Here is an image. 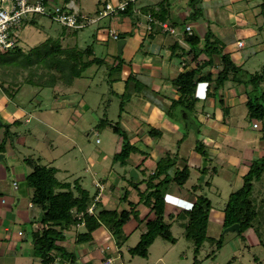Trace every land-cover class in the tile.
I'll return each instance as SVG.
<instances>
[{"label":"rangeland","instance_id":"rangeland-1","mask_svg":"<svg viewBox=\"0 0 264 264\" xmlns=\"http://www.w3.org/2000/svg\"><path fill=\"white\" fill-rule=\"evenodd\" d=\"M198 3L196 2V5ZM245 3L237 10L243 13L244 10H248L253 2H248L250 6ZM56 4L63 6L62 2ZM215 7L217 9L210 12L207 9L203 13L205 18L210 13L215 17V21L217 20L218 37L214 39L215 46L221 44L224 48L228 47L229 58L240 67L237 79L244 82L233 86L229 84L239 95L242 94L240 103L227 109L218 101L215 103V108L222 110L225 124L231 131L226 136L218 133V126L221 124L213 119L207 120L205 117L206 114L211 115L215 108L203 106V100H201L196 104L195 112L190 113L193 115L198 131L188 125L190 119H193L191 117L182 122H175L182 133L179 143L168 141L170 139L169 134H165L163 144L166 145V149L169 146L166 152H159L156 149L149 150L146 143L137 144L135 150L131 151L129 158L124 160L123 165L120 164L121 161L118 158H114V155L120 151L121 138L109 127L96 129L97 122L100 119H106L111 124H116L130 138L136 134V132L132 133L134 129H137V134H142L149 129V126L139 121L137 117L129 120L125 118L127 114L128 116H138L145 100L150 101L152 105L161 107L166 113H171L173 119H175L173 115L174 104L172 106V101L162 99V94L159 97L160 95L154 94L150 89L139 86L137 83L133 84L131 79L124 97L112 93L108 81L110 79L109 74L114 75L118 71L109 68H112V65L117 66L118 63L123 67L122 62L124 60L122 55L115 53V50L106 56L104 48L95 44L91 35L97 30L96 25H89L85 29L77 31V47L84 49L93 44L97 48L95 56L106 58V64L97 69L96 72L95 66L86 70L83 77L74 83V87L70 91L56 92L55 88H40L37 85L26 84L28 69L0 67V86L6 88L9 94L13 93V100L7 102L5 110L15 109L17 111L16 119L21 120L20 124L10 127L6 138L3 134L6 132L4 115L0 113V124L3 123V126L0 127V142L4 139L3 144L6 146L5 163L4 161L0 162V199L7 197L9 193L10 197L21 198L19 204H12V207L19 212L20 217L18 221L10 225L8 235L16 226V231L24 233L22 239L26 238L32 226L26 217H37L41 212L36 206L28 207L32 197V189L27 186L25 180L31 172L28 159L36 164L52 168L54 176L59 182L70 183L72 187L73 182L78 181L81 188L87 190L91 197L99 195L95 183L103 178L106 183L103 195L109 196V192L112 190L113 196L118 197L117 201L120 203L118 209L120 211L130 210L127 202H134L137 193L134 185L140 182L142 183L139 184V191L143 193L144 197H148L152 201L153 197L149 191L144 190L146 184L151 182L150 177L152 175L143 166L135 167V161L138 154L145 155L147 158H155L163 153L162 157L159 156L160 158L155 161L157 163L163 159L160 169L167 174L168 182L165 186L159 187V191L165 202L164 221L169 225L167 230L169 237L158 236L148 249L146 258L130 255L128 249L134 247L139 241L142 231L137 225L140 224L144 216L139 212H133L130 220L122 228L123 233L121 232L122 235L127 236V240L118 248V253L112 255L113 263L227 264L232 260L231 264H254V256H257L264 264V244L258 245L260 241L264 243V203L260 204V200L264 198V173L259 181L253 179L247 183L252 185L250 197L255 201L256 209L259 212L258 231L255 232L256 228L246 231L244 233L245 239L242 240L235 232H228L223 228V210L229 196L235 192V177L239 170L226 163L227 157L235 155L249 167L252 160L258 159L264 153V119H248L245 107V101L248 98L258 97L264 91V45L251 47L245 42L246 46L243 49H237L239 46H235V41L236 39H244V30L241 31L243 29L241 26H238L241 27L240 29L235 28L233 14L236 7L231 10L232 18L227 12L228 6L217 4ZM251 13L253 14V11ZM35 17L37 26L24 23L16 33L18 44L24 52L47 38L57 39L73 32V30L65 29L48 19L40 16ZM206 19L208 20V18ZM108 22V20H102L99 23L100 30ZM262 26V29L256 28L254 25L250 27L264 41V25ZM105 37H103L104 40H108ZM103 38H101L102 42ZM117 41L111 43L113 48ZM223 52L225 53V50ZM212 60V63L206 66L207 68L212 66L216 68L215 66L220 65L218 53L212 55ZM197 93L200 95V88ZM4 97L7 98L3 94V90L0 89V101H5ZM82 99L88 105V111H82L79 105ZM254 123H257L258 128H253ZM233 134L236 136L233 137ZM197 141L202 144L207 153V166L203 167V160L205 159L195 151ZM253 152H256V156L251 157V161H246L245 157L251 156ZM193 157L201 160V164L197 168L190 166ZM174 160L177 162H173ZM184 167L191 169L190 178L183 186L184 191L191 195L190 201L186 200L185 205H182L183 203L180 201L177 204L166 202L168 190L175 185L171 181L174 173ZM132 170L138 174V181L130 178ZM156 182L154 181L153 185ZM14 184L18 185L19 190H13ZM123 189L128 193L126 202L121 201ZM7 192L9 193L7 194ZM58 192L60 191L55 190V193ZM197 199L199 202L207 200L209 203L206 226L207 239L200 245L199 249H196L192 233L187 230L188 216H184L182 212L193 207ZM204 205L206 204L201 205V207L203 208ZM100 209L99 204L96 207V212ZM69 231L72 233L66 234L68 232H65V241L61 244L66 252H74L75 256L78 253L82 254V258L77 257L80 260H77L79 262L76 264H96V262H90V259L84 257L86 256L85 247L93 246L92 241V243L85 245L73 243L76 234L83 232L84 228L70 227ZM109 236L112 238L110 233ZM219 240H221V245H217ZM56 264L72 263L65 256L61 262Z\"/></svg>","mask_w":264,"mask_h":264},{"label":"crops","instance_id":"crops-1","mask_svg":"<svg viewBox=\"0 0 264 264\" xmlns=\"http://www.w3.org/2000/svg\"><path fill=\"white\" fill-rule=\"evenodd\" d=\"M49 5H57V2H62L64 6L68 7L70 11H75L80 15H85L91 19H94L97 16V12L102 8L103 4H111L116 6L119 3L130 2L131 10L128 13H118L117 15L109 16L103 18L95 23L89 25H96V31L92 33V38L94 39L95 44L104 48V54L108 56L112 50H115L117 54V43L113 48L111 44L114 42L109 36L108 31L110 29L115 30L118 33V36L124 35L123 39L125 44L121 50V54L124 62H122L123 67L120 68L118 73L110 74V79L108 80L111 86V91L116 96H122L127 92L126 82L127 79L133 80V84L146 87L154 92V94L160 95L162 99L166 101H175L179 94L177 88L174 85V79L179 73L190 72L193 69L199 68L200 73L207 72H216V68L209 67L206 65L203 66L204 61L207 60V57L202 53L199 56H195L192 53L190 44L187 41V37H196L199 40L198 46L196 49H202L204 46V35L207 30H210L214 37H218L217 32V20L210 13L204 17V11L207 9L210 11L217 9L215 6L217 4H222L228 6L229 17L231 10L235 9L234 17L236 29L243 28L244 30V39H236L235 46L237 47V42H242V47H237V49H243L246 46V43L251 47H257L259 45H264L261 37L253 30L251 27L254 25L256 28L262 29L264 25V0H47ZM194 1V2H193ZM196 2H199L196 5ZM248 3V10L238 11L237 8L244 6V3ZM245 3V4H246ZM263 4V5H262ZM199 8H198V7ZM199 9V10H198ZM230 9V10H229ZM253 11V14L251 13ZM152 13L156 17L155 21L160 22L159 20L163 19L168 25H170L175 31L174 34L163 32L160 30L159 26L154 24L151 26L148 23L147 16ZM157 13V14H156ZM102 20H108L107 25L100 30V22ZM87 25V26H89ZM86 26V27H87ZM150 26V30H147ZM241 26V27H238ZM251 26V27H250ZM262 26V27H261ZM84 27L83 29H85ZM82 30V29H80ZM190 30V34L188 31ZM215 30V31H214ZM247 30V31H246ZM78 31V30H77ZM77 31L71 32L67 36H61V44L63 47H77L78 37ZM246 31V32H245ZM100 32V33H99ZM106 32V34H105ZM107 37L108 40H104L103 37ZM105 37V39H106ZM103 38V42L102 39ZM118 40V41H119ZM246 42V43H245ZM93 48V54L96 55V47L93 44H90ZM78 48V47H77ZM100 48V49H101ZM230 48V47H229ZM225 53H228V47L224 48ZM98 52H100L98 50ZM185 52V53H184ZM198 52V51H197ZM184 54V55H183ZM106 60V58H104ZM127 62V63H126ZM203 66V67H202ZM92 68V67H91ZM97 69H95V72ZM74 83L65 87L60 84L55 85L56 92L70 91ZM204 87L200 88V94H203ZM210 88H213V84L210 85ZM65 89V90H64ZM6 96V95H5ZM242 94L239 95L238 92L233 90L229 85L224 88H220L215 95V98L209 96L206 101H203V106H212L215 108V103L218 101L222 104L225 109L241 102ZM218 99V100H217ZM4 100L0 101V113L4 115V125L12 124L16 119L15 115L17 111L15 109H7V102L11 100L7 97H4ZM221 100V101H220ZM79 105L82 111H88V105L82 99L79 102ZM9 110V111H8ZM195 112V111H194ZM4 113V114H3ZM173 115L175 119L172 118L171 113H166L164 109L157 105H152L150 101L145 100L142 104L141 110L139 111L138 116L128 114L125 116L126 120L137 117V119L147 126L149 129L144 131L142 134H137V129H134L132 133L136 132L135 135L129 138L130 144L137 145L146 143V147L149 150H158L159 152H166L169 146L163 144L165 134H169L171 142H180V132L177 124L175 122H182L188 117L193 118L187 110L181 107H174ZM207 120L213 119L215 122L220 123L218 126V133L224 134L223 136L228 135V132L231 131L227 127L224 121V115L221 109L215 108L214 112L209 115H205ZM194 119V118H193ZM21 121V120H20ZM27 122V120H25ZM3 124V123H2ZM0 124V127L1 125ZM154 129L159 134L153 133L150 135L149 130ZM154 131V132H156ZM5 134V133H3ZM235 137L236 134H233ZM6 152V150H5ZM5 152L0 153L4 155L5 163ZM163 154V153H162ZM162 154H159L155 158L146 157L145 155L138 154V157L135 161V167L143 166L146 170L150 171V175H153L156 168V161ZM264 154V153H263ZM160 156V157H159ZM256 156V152H253L252 155H247L245 157L246 161L252 160ZM262 156V155H261ZM260 156V157H261ZM258 157V158H260ZM227 164L238 168V174L236 178L235 190H239L243 186L242 178L248 172V165L243 161H240L237 156H228ZM0 161V162H2ZM177 162V161H173ZM177 164V163H175ZM201 164V160L197 157H193L190 162V166L197 168ZM207 166V165H206ZM8 167V166H6ZM183 169V168H182ZM189 169V167H188ZM191 169H189L190 175ZM138 176V174H137ZM190 178V176H189ZM139 180V176L138 179ZM103 178L96 183L102 186V190L99 191L96 205L101 206V208L107 210H114L119 207L118 197L113 196V191L109 196L103 195V192L106 189V183ZM95 183V184H96ZM145 186V185H142ZM141 186V187H142ZM184 186V185H183ZM177 186L176 184L170 187L167 192L165 201L166 202H175L177 204L179 201L186 204V200L190 201V194L184 191V188ZM144 188V187H143ZM13 190H19L18 185H13ZM145 190V188H144ZM10 192V191H9ZM7 192V194L9 193ZM137 192V191H136ZM10 193L7 197H2L0 199V264H41L40 259L34 255V243L32 234L35 231H40L42 225L40 224V219L42 216V211L37 217L27 216L28 222L32 225L30 232L26 238L22 239L24 236L23 232L16 231V226L13 227L12 233L10 232V225L18 221L20 217L19 212L16 208L12 207L13 203L19 204L21 198L10 197ZM193 197V196H192ZM5 198V200H4ZM96 198V197H95ZM139 196L136 193L134 198V203H137ZM138 200V201H137ZM185 201V202H182ZM34 205L31 201L28 203V207H33ZM137 212L144 215L147 214L146 219L137 225L141 229L142 233L145 231V224L147 221L153 218L152 214H148L147 208L143 204H138L135 208ZM222 215V214H219ZM125 226V225H124ZM123 226V227H124ZM82 227V225L76 226ZM71 234L72 232L69 229L66 231ZM27 233V232H26ZM141 233V234H142ZM75 239L73 243H75ZM25 240V241H24ZM94 244L91 247H85V253L87 259H90V262H96V264H102L104 258L112 259V255L117 254L118 248L116 247L114 241L109 236V232L104 228L100 227L92 233V240ZM22 242V243H21ZM89 242V243H92ZM62 242L61 244H63ZM85 245V244H83ZM102 250H105L104 253H101ZM96 254H93L95 253ZM82 258V254L78 253L76 256V261ZM61 262L59 259L56 261ZM79 262V261H77ZM55 263V264H56Z\"/></svg>","mask_w":264,"mask_h":264},{"label":"trees","instance_id":"trees-1","mask_svg":"<svg viewBox=\"0 0 264 264\" xmlns=\"http://www.w3.org/2000/svg\"><path fill=\"white\" fill-rule=\"evenodd\" d=\"M104 6L105 4H103L102 8L97 12V15ZM130 10L131 3L127 2L125 10L119 13H128ZM150 17L156 19L152 13ZM159 21L165 22L163 19ZM24 23L37 26V19L36 17H32ZM148 23L152 28L154 25L153 21H148ZM119 38L123 39L124 35H120L118 40ZM214 39L215 37L212 32L207 30L204 35V46L202 49L197 50L196 47L198 46L199 40L196 37H187L194 58L202 53L207 57L203 66L210 65L212 63L211 61H213L212 55L217 53L219 54L220 65L215 66L216 72L200 73V69L196 68L190 72L179 73L174 79V85L177 88L179 96L175 101H172V106L174 104V107L178 106L184 108L192 114L199 101H206L209 96L215 98L216 92L220 88H224L229 84L230 86L242 84L243 81L237 79V73L240 71V67L229 58L227 53L223 52V45L219 44L220 46H215ZM104 64H106V60L96 57L93 54L91 45L86 46L84 49L63 47L60 38H47L27 52H24L20 48L18 41L15 47L7 51H0V67H20L21 69H28V79L25 83L37 85L40 88L54 89L56 84L69 87L78 79L82 78L86 70L93 66H95L96 69H100ZM111 67L112 68L109 69H117L118 72L121 68L119 63L117 66L112 65ZM129 81L130 79H127L126 87ZM211 84H213V88H210ZM202 86H205L204 92L199 95L197 90ZM0 89L3 90V94L10 100H13V93L9 94L7 89L3 86H0ZM125 95L126 93L123 94L122 97ZM245 107L248 119L263 120L264 91L258 97L253 99L248 98L245 101ZM20 122V120H15L12 124H7L5 126L6 138L10 127L20 124ZM2 126L3 125H1V127ZM95 127L98 130L109 127L121 138L120 151L114 155V158H118L121 161L120 164L123 165L124 160L129 158L131 151L135 150V145L130 144L129 138L126 136L125 132L121 131L116 124L113 125L106 119H100ZM154 131L156 130L151 129L148 133L150 135H153V133L159 134V132ZM3 141L4 139L0 142V153H4L6 150ZM195 151L200 153L205 159V163H207V153L199 141L196 143ZM27 161L28 166L31 167V172L26 176L25 180L27 186L32 189L31 201L34 206L42 211L40 219L42 228L40 231H35L32 234L34 255L40 259L41 264H55L58 259L61 261L65 256L69 258L72 264L77 263L74 252H66L61 243L65 241V232L70 227L79 225L83 226L84 231L76 234V244L83 245L91 242L92 233L98 228L104 227L111 234L116 247L119 248L124 241L127 240V236L122 235V228L130 220L131 214L137 212L134 209L138 204H143L145 208H147L148 214H152L153 218L146 222L145 231L140 235L138 243L134 247L128 249L130 255L146 258L148 249L158 236H163L165 238L169 237L167 232L169 225L164 221L165 202L163 195H161L159 191V187L165 186L168 182L166 172L160 169L163 159L156 163L155 171L150 177L151 182L148 185L146 184L145 187V191H149V194L153 197L152 201H150L148 197H144L143 193L139 191V184L142 183L140 182L134 185V189L139 196V201L137 203L131 201L127 202L130 206V210L119 211L118 208L114 210L101 208L96 212L97 205L95 204L94 213L92 215H88L86 212L87 209L94 204L96 195L91 197L87 190L81 188L78 181H74L72 187L70 183L57 181L53 169L46 165L36 164L30 159ZM263 173L264 154L260 158L251 161L248 172L243 177V186L229 196L223 210V228L226 229L233 225H238L239 230L235 233L238 234L242 240L245 239L244 233L246 231L256 228V232V230L258 231L259 229V222H257L259 212L256 209L255 201L250 197L252 185L250 184L249 188H247V183L253 181V179L259 181ZM188 178L189 169L184 167L174 173L171 181L177 186L182 187ZM154 181L157 182L153 185ZM55 190H59L60 192L55 193ZM127 198L128 193L123 189L121 201L126 202L128 200ZM261 203H264V198L260 200V204ZM203 204L207 206L206 212L201 207ZM208 208L209 203L207 200L199 202L197 199L193 207L182 211L184 216H188L189 225L187 230L192 233L196 249H199L200 245L207 239L206 226ZM80 213H83L81 218L78 217ZM146 217L147 214L140 223H142ZM263 244L264 243L260 241L258 245L262 246ZM217 245H221V240L218 241ZM231 261L227 264H231ZM253 262L254 264H262V261H260L257 256H254Z\"/></svg>","mask_w":264,"mask_h":264},{"label":"built area","instance_id":"built-area-1","mask_svg":"<svg viewBox=\"0 0 264 264\" xmlns=\"http://www.w3.org/2000/svg\"><path fill=\"white\" fill-rule=\"evenodd\" d=\"M127 2L119 3L116 6L111 4H105L104 8L98 13V15L91 19L85 15H80L75 11H70L66 6H51L47 0H0V51H7L17 45L16 33L21 26L32 17L40 16L48 19L52 23L59 24L69 30H80L91 23H95L103 18L117 15L119 12L125 10ZM148 21H153L158 25L163 32L174 34V29L166 22H158L147 16ZM147 30H150L148 26ZM109 36L114 40H118V33L110 29L108 31ZM190 34V30L188 31ZM239 47L243 46L242 42H237ZM253 128H258L257 123L253 124ZM99 191L102 190V186L95 184ZM97 201V197L94 199V204L87 209V214L92 215L94 213V205ZM83 213L78 214L81 218ZM102 250L101 253H104ZM102 264H114L110 258H104Z\"/></svg>","mask_w":264,"mask_h":264},{"label":"water","instance_id":"water-1","mask_svg":"<svg viewBox=\"0 0 264 264\" xmlns=\"http://www.w3.org/2000/svg\"><path fill=\"white\" fill-rule=\"evenodd\" d=\"M124 44H125V41H124V40H119V41H117V49H118V53H119V54H121V50H122ZM188 125L192 126V128H194V129H196V130L198 131V127H197V125L195 124V121H194L193 119H190ZM3 159H4V155H3V154H0V161H2ZM205 165H206L205 160H203V167H204ZM130 178H132L134 181H136V180L138 179L137 173H136L134 170H132V171L130 172ZM248 187H249V184H247V188H248ZM203 209H204V211L206 212V210H207V206L204 205V206H203ZM225 230L228 231V232H238L239 227H238V225H233V226H231V227H229V228H226Z\"/></svg>","mask_w":264,"mask_h":264},{"label":"clouds","instance_id":"clouds-1","mask_svg":"<svg viewBox=\"0 0 264 264\" xmlns=\"http://www.w3.org/2000/svg\"><path fill=\"white\" fill-rule=\"evenodd\" d=\"M205 88V87H204Z\"/></svg>","mask_w":264,"mask_h":264}]
</instances>
